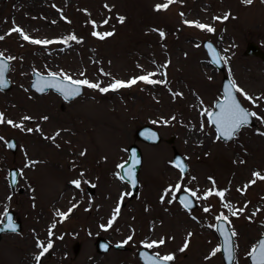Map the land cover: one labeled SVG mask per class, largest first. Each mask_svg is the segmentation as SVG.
I'll list each match as a JSON object with an SVG mask.
<instances>
[{
	"label": "rangeland",
	"instance_id": "374dc122",
	"mask_svg": "<svg viewBox=\"0 0 264 264\" xmlns=\"http://www.w3.org/2000/svg\"><path fill=\"white\" fill-rule=\"evenodd\" d=\"M165 2L0 0V36L4 37L0 53L16 58L8 71L11 87L0 91V113L25 129L0 124V218L12 209L22 222L20 232L2 234L0 264H36V241L47 243L53 223L52 255L45 254L42 264H141L136 249L161 238L165 244L149 250L174 255L173 264H223L220 252L205 259L219 245L215 221L221 214L228 216L231 230L238 233L233 264H248L247 253L264 233V180L245 188L253 172L264 174V135H260L264 123L253 117L254 124L242 127L232 140L216 138L201 113L211 110L221 97L222 72L210 64L202 41L210 39L217 46L225 58L224 73L238 87L261 98L253 104L237 93L249 111L264 117V60L243 53L248 41L264 50V0H253L251 5L242 0H176L167 10H154ZM121 16L123 23L118 20ZM185 21L209 25L215 31H202ZM13 26L31 38L56 42L29 43L18 33L7 34ZM93 31L113 35L101 40ZM160 31L165 33L163 39ZM69 35L80 42H59ZM35 70L43 74L63 71L102 88L114 80L128 81L152 72L157 73L152 79L167 83L139 81L105 93L84 87L82 95L63 103L51 90L37 94L29 88ZM174 93L181 95L174 98ZM26 115L32 119L22 120ZM44 116L49 119L42 120ZM145 123L159 131V143L136 139L135 129ZM37 127L40 132L26 131ZM57 132L55 140L45 138ZM10 136L17 140L15 153L5 144ZM131 143L142 154L138 187L133 196L120 201L130 188L117 178V165L126 160ZM172 145L188 163L183 177L172 166ZM31 161L37 163L25 168ZM11 166L20 171L13 191L3 182ZM76 179L82 181L79 189L70 183ZM84 180L96 185L92 193ZM177 183L181 188L175 191L176 198L185 188L196 191L197 208L186 211L171 194L161 203L164 190L170 186L175 190ZM213 184L215 190L226 192L224 203L231 209L224 208L215 195L198 199ZM118 201L121 210L115 223L102 230L100 225L107 224ZM73 204L77 206L61 221L57 210L66 213ZM205 207L211 210L205 213ZM240 208L243 213L231 215V210ZM189 232V247L180 252ZM98 235L112 243H123L128 236L132 240L124 244L126 250L111 248L99 254L94 248ZM74 241L80 242L76 255L71 249Z\"/></svg>",
	"mask_w": 264,
	"mask_h": 264
},
{
	"label": "snow or ice",
	"instance_id": "6c2138e0",
	"mask_svg": "<svg viewBox=\"0 0 264 264\" xmlns=\"http://www.w3.org/2000/svg\"><path fill=\"white\" fill-rule=\"evenodd\" d=\"M176 0H166L165 3L163 4H157L155 5L156 11H164L167 10L170 5L175 3ZM243 3L251 5L253 3V0H242ZM107 7V5H105ZM183 15V14H181ZM228 14H225L223 19H228ZM214 19H220V18H214ZM118 20L120 23H123L125 21V17L121 16L118 17ZM103 23L107 24L108 21L105 20ZM186 24H189L190 26H194L202 31H207V32H214L215 29L209 25H205L199 22H194V21H185ZM93 26L95 27V23L93 22ZM12 33H18L20 37L32 44L36 45H48L51 43H54L56 41H51V40H39V39H34L31 38L29 35H27L20 27L18 26H13L12 29L10 30L8 35H11ZM92 35L94 37H98L99 39L103 40L106 37H110L113 35V32H105V33H98L96 31L92 32ZM160 37L163 39L165 36V33L163 31L159 32ZM4 37L0 36V39H3ZM68 41H77L78 38L75 35H69L63 40L59 41L60 43H67ZM213 59L212 63L218 64L222 60H224V57H221L209 44L207 45ZM16 59L15 57H4L2 53H0V90L3 88L7 87L8 82L5 80V73L9 71V62L11 60ZM226 62V61H225ZM163 67H167V65H164ZM83 75V73H81ZM157 75V73L152 72L148 73L146 75H141L138 77H134L128 81H121V80H114L108 87H100L99 83H92L88 81L87 79H73L70 75L64 73L61 71L60 73H55L49 71L47 73V76H39L37 74V79L33 82V87L38 91L43 93L46 89H54L56 92H58L64 100H70L74 99L77 96L81 94V88L82 87H87L90 89H98L100 92L105 93L108 91H117L121 88H127L131 87L137 82L142 81L145 84L149 85H157V84H166V80H157V79H152L153 76ZM234 93H239L241 96H243L246 100H249L253 104H255V99H261V98H253L249 96L247 93L243 91L240 87L236 85L235 82H230L229 84L225 85L224 88V93H223V99L219 100L215 104V108L218 109L217 111H211V110H206L205 112H202V115L207 116V122L210 125H213L215 127V132L217 134V139H220L223 137L226 140L233 139L234 136L236 135L237 132L242 127H246L249 124V118L250 117H255L258 120H261L262 123H264V117L259 116L256 112H251L248 111L247 109L243 108L238 101L236 95ZM181 95L180 93H174L173 97L175 98L176 96ZM32 118L30 116H24L22 117V120L28 121L31 120ZM49 118L47 116L42 117V120L47 121ZM171 119H175V117H172ZM163 123L167 124L168 121H163ZM0 124H8L14 128H19L21 130H25L23 125L20 123H15L14 121L10 119H6L5 116L0 113ZM204 125L201 124V131H203ZM26 131L28 133H32L33 131L40 132L41 129L37 127L35 130L32 128H27ZM59 132L55 134V136L52 137H45L46 139H51L55 140L56 136H59ZM260 135H264V132H261ZM149 137L151 139H155V134L150 133ZM3 138L0 137V140ZM7 148L11 149L15 147L14 144L11 142H8L6 144ZM81 156L85 155L84 152L80 153ZM140 160L136 158L135 153H132V161L131 163L126 167L127 162L121 163L117 165V168L122 170V174L120 172L116 173L117 178L120 180H127V182L132 186L136 187L137 185V180L135 178V168L137 165L140 164ZM37 161H31L30 163H25L24 167L28 168L33 165H35ZM243 163V161H242ZM174 167L178 168L180 170L181 176L183 177V174L186 171V165L179 159H177L174 164ZM12 180L11 183L15 185L17 183L16 179V173H12ZM22 175V173H21ZM81 177L84 176V173L80 174ZM253 179L249 181L247 185H245V188L250 187L252 184L256 182V180H264V174H261L259 172H253L252 173ZM194 179V177H193ZM211 179V178H210ZM70 183L76 187L80 188L82 181L80 179H76L73 181H70ZM83 183L87 184L89 183L87 180H84ZM96 185H92V187H95ZM181 188V185L177 183L175 185V190L171 188V186L167 189L164 190V193L160 197L161 203L165 202V197L168 196L169 194L172 195V199L175 200V191H178ZM184 191L186 193H189L192 197H197V192L196 191H191L188 188H185ZM238 191H241L238 189ZM126 195H130V193H122L120 197V201H123L124 197ZM217 196L221 199V202L223 204V207L226 209H231V205L228 203H224L226 192L224 190H215V184H213V189H210L209 191L205 192L203 197H198V199H208L210 196ZM168 203H171L172 201L169 200L167 201ZM180 203L181 205L185 208L188 209L191 206V202L188 200L187 196L180 197ZM77 205L73 204L71 208L68 209V212H60L57 210L56 215L60 218L61 221L65 220L68 218V216L71 214L73 209ZM247 207V205H245ZM120 202L118 201L116 208L113 209V214L112 216L108 219L106 225H100L101 229L104 231H107L110 229L113 224L115 223L119 213H120ZM211 209L208 207H205L203 211L205 213L209 212ZM87 211V209H86ZM244 209H234L231 210V215L232 216H237L240 213H243ZM256 213L254 212L253 215ZM0 219H4L7 221L5 224L4 228H0V231L5 230V228L8 231H11L15 233L17 231L16 225L13 223L12 217L8 215L7 210H5L4 216ZM216 220L218 222L216 227V230L220 233L222 236V245H218L215 247L209 256H206L205 259H210L211 257H214L217 253L221 252L223 250L225 254L226 260L233 262L235 259L234 253H235V241L234 238L238 235L237 232L234 230H231V222L229 221L228 216H225L223 214L219 215L216 217ZM227 223L229 225L228 228L224 227V223ZM56 225L53 223L49 230H48V236L49 239L47 243L45 244L44 242L40 241L37 239L36 241V248L39 249V253L34 256V260L36 261V264H42V257L45 256V254L49 253L50 249L53 248V243H52V229L55 228ZM192 236V233L189 232L187 238L184 241L183 246L179 249L180 252H184L188 247H189V238ZM62 239L63 237H59ZM132 240V236H128L126 240L123 241V244H127L129 241ZM165 244L164 238H161L159 241H151L149 243H145L144 247L148 249L152 248H158L161 245ZM122 245H117V247H120ZM105 250H107V246H105ZM248 257L251 259L252 264H264V239H260L259 242L249 250L247 253ZM142 259L145 261V264H169V262L174 261L175 257L172 254H167V255H160L159 253H155L154 255H147L146 253H141Z\"/></svg>",
	"mask_w": 264,
	"mask_h": 264
},
{
	"label": "water",
	"instance_id": "95a60500",
	"mask_svg": "<svg viewBox=\"0 0 264 264\" xmlns=\"http://www.w3.org/2000/svg\"><path fill=\"white\" fill-rule=\"evenodd\" d=\"M209 44L212 46V48H213V49H214L219 55H220V52H219L218 48L216 47V45H215L211 40H209V39H204V40L202 41V46H203V48H204L205 51H206V54H207V57H208L210 63H211L213 66H215L217 69L223 71V70H224V62H223V60H222L220 63H218V64H214V63H212V59H213V57H212V55H211V53H210V51H209V49H208V47H207V45H209ZM243 53H244V55H254V56H257V57L261 58L262 60H264V50H263V49H262V48H261L256 42H254V41H248V42H247V44L245 45V49H244ZM220 56H221V55H220ZM4 57H5V56H4ZM5 58H6V57H5ZM9 66H10V62H9ZM37 74H38L39 76H47V74H43V73H41V72H39V71H33V72H32V80H31V82H30V84H29V87H30L31 90L36 91L38 94H42L41 92H38V91L33 87V82L37 79ZM5 80L8 82V85H7V87L3 88L2 91H4V90H8V89L11 87V82H10V79H9V77H8V71L5 73ZM230 82H232L231 78H230L228 75L223 74L222 77H221V94H222V96H221L220 98H218V99L214 102V107H213V109H212L211 111H217V110H218V109L215 108V104H216L219 100L223 99V93H224L225 85L229 84ZM48 90H49V89H46L43 93L47 92ZM52 90L55 91L54 89H52ZM55 92H56V91H55ZM82 92H83V87L81 88V93H82ZM56 93H58V92H56ZM58 94H59V93H58ZM59 95H60V94H59ZM234 95H236V97H237L238 101L240 102L241 106H242L243 108L247 109V108L241 103L240 99H239L238 96H237V93H234ZM60 96H61V95H60ZM61 97H62V96H61ZM62 98H63V97H62ZM63 100H64V98H63ZM70 100H71V99H70ZM65 101H66V100H65ZM67 101H69V100H67ZM251 124H253V119H252V117L249 118V124H248V125H251ZM212 126H213V125H212ZM213 128H214V130H215V127H214V126H213ZM134 133H135V136H136V138H137L138 140H141V141H144V142H147V143L156 144V143H158V142L161 141V136H160L158 130L155 129L154 127H152L150 124H142V125L138 126V127L135 129ZM150 133H154V134H155V139H151V138L149 137V134H150ZM216 136H217V134H216ZM220 139H221V140H224V141H228V140L224 139L223 137H221ZM172 140H173L172 137H169V139H167L168 142H172ZM230 140H231V139H230ZM8 142H11L12 144L15 145V147H13V148L10 149L12 153H15V152H16V149H17V142H16V139H15L14 137L11 136V137H9V138L7 139L6 144H7ZM133 152L135 153L137 159H139L140 161H141V159H142V157H141V151H140L139 147H138L136 144H133V143H132V144H130V145L128 146V148H127V154H128V156H127V160L123 162V163L127 162L126 167H127V166L131 163V161H132V153H133ZM177 159L181 160V161L186 165V171H187V162H186L185 157L183 156V154H182L180 151H178V149H177L175 146H173V148H172V164H174V162H175ZM140 165H141V162H140V164L137 165L136 168H135V178H136V180H137V185H136V187H132V186L128 183L129 186H130V189H131V196L134 195V194L136 193V190H137V186H138V171H139ZM175 168H176V167H175ZM177 169H178V168H177ZM178 170H179V169H178ZM18 171H19V170H18V168H16V167H11V168L9 169V172H8V174H9V183H10V186H11L12 188H14V186H15L16 184L13 185V184L11 183V180H12V175H11V174H12V173H16V174H17V175H16V179H17ZM179 171H180V170H179ZM186 171H185V172H186ZM119 172L122 174V170L119 169ZM125 180H126V178H125ZM126 181H127V180H126ZM87 189H88L89 192H92V191H93L92 186H88ZM183 196H187V197H188V200L191 202V206H190L188 209H186V210H191V209H194V208H196V207L198 206V203H197V201L195 200V198L192 197L189 193H186L184 190L180 191V192L178 193V195H177V199H178L179 203H180V197H183ZM180 204H181V203H180ZM7 213H8V215H10V216L12 217L13 223L16 225V228H17V231H16V232L20 231V229H21L20 220H15V219H14V217H13V212H12L11 210H8ZM6 223H7L6 220L0 222V228H4V226H5ZM221 223H224V222H221ZM217 224H218V222H217V220H216V226H217ZM224 227H225V228H228L229 226H228L227 223H224ZM216 231H217V230H216ZM3 232H8V230L5 228V230L0 231V237H1V234H2ZM217 233H218V236H219V239H220V245H222V240H223V238H222V236L220 235V233H219L218 231H217ZM260 239H264V234H262V235L258 238L257 243L259 242ZM117 245H122V244H114L113 246H114L115 248H118V249H124V248H125L124 245H122V246H120V247H117ZM79 246H80V245H79L78 242H75V243L73 244L72 249L74 250V252H77V251H78ZM105 246H107V250H108V249L110 248V246H111V243H110L105 237H103V236H97L96 239H95V248H96L97 252L102 253V252L106 251V250H105ZM141 253H146L147 255H154L152 252L148 251V250H147L146 248H144V247L139 248V249L137 250V255H138V257L140 258V260L142 261L143 264H145V261L142 259V257H141ZM221 254H222V258H223V262H224V264H233V262H230V261L226 260V258H225V254H224L223 250H221ZM248 261H249V264H252V261H251V259H250L249 257H248ZM169 264H172V263L169 262Z\"/></svg>",
	"mask_w": 264,
	"mask_h": 264
},
{
	"label": "flooded vegetation",
	"instance_id": "af4514ba",
	"mask_svg": "<svg viewBox=\"0 0 264 264\" xmlns=\"http://www.w3.org/2000/svg\"><path fill=\"white\" fill-rule=\"evenodd\" d=\"M3 180H4V181H3ZM3 180H2L3 182H7V184H8V177H7V178L4 177ZM11 191H13V190H11ZM14 215H15L16 218H19V217L16 215L15 212H14ZM1 220H2V219H0V221H1ZM61 251L64 252V250H61ZM46 255H47V256H48V255L50 256V255H52V253H47ZM56 261L58 262V261H59V258H57ZM45 262H46V260L44 261V260L42 259V263H45Z\"/></svg>",
	"mask_w": 264,
	"mask_h": 264
},
{
	"label": "bare ground",
	"instance_id": "6f19581e",
	"mask_svg": "<svg viewBox=\"0 0 264 264\" xmlns=\"http://www.w3.org/2000/svg\"><path fill=\"white\" fill-rule=\"evenodd\" d=\"M200 244H198V246H199Z\"/></svg>",
	"mask_w": 264,
	"mask_h": 264
}]
</instances>
